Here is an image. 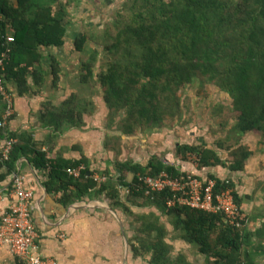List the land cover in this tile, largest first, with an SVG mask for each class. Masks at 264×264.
Wrapping results in <instances>:
<instances>
[{"label": "trees", "instance_id": "trees-1", "mask_svg": "<svg viewBox=\"0 0 264 264\" xmlns=\"http://www.w3.org/2000/svg\"><path fill=\"white\" fill-rule=\"evenodd\" d=\"M76 1L0 0L1 74L9 92L13 94L10 84H15L20 94L43 85L49 72L45 58L51 60L52 82H58L62 65L54 50L66 44L71 23L68 8ZM98 29L97 25H86L73 40V47L77 52L90 51L89 59L82 63L85 73H81V83L98 81L104 90L106 126L114 132L106 136L108 149L120 155L123 135L162 128L168 117L181 114V91L197 80L215 85L231 99L237 136L257 132L264 142V0H122L112 18ZM9 35L15 40L9 41ZM100 60L101 70L96 72ZM6 108L0 91V121ZM94 109L93 101L83 103L81 95L73 93L61 105L47 104L41 116L63 131L67 125L82 127L84 112L89 114ZM0 128V169H6L0 181L17 172L21 156L32 153L37 168L63 181L60 201L64 205L97 192L106 194L114 206L129 209L128 201L157 210L159 213L152 210L136 217L138 226L130 239L135 256L150 255L151 264H194L185 253L172 254V234L196 245L207 264H264V209L246 212L243 204L253 195H241L231 178L209 175L217 182L215 193L234 189L243 228L227 225L222 213L168 205L173 196L170 188L148 192L146 175L165 171L172 177L195 176L157 156L148 163L116 159L120 173L111 174L105 165L107 179L97 181L93 177L97 168L88 157L54 158L37 148L29 134L18 135L8 126ZM9 138L17 141L5 159L3 145ZM219 147L225 143L220 142ZM177 154L184 160L195 155L201 168L223 165L239 171L245 168L251 151L241 145L224 160L215 148L180 144ZM81 165L85 169L80 176L70 173ZM127 173L133 174L132 180L127 181ZM121 186L128 188L126 201ZM163 216L169 222L163 221ZM167 223L173 226L172 231Z\"/></svg>", "mask_w": 264, "mask_h": 264}, {"label": "crops", "instance_id": "crops-1", "mask_svg": "<svg viewBox=\"0 0 264 264\" xmlns=\"http://www.w3.org/2000/svg\"><path fill=\"white\" fill-rule=\"evenodd\" d=\"M112 3L113 1L109 0H77L69 6L71 23L66 44L62 49L54 50L62 65L58 82L56 84L52 82L53 74L49 66L51 60L45 58V69H49V72L43 85L35 86L34 90L20 94L17 86L10 84L14 95L15 112L7 126L18 135L29 134L37 143V148L48 151L51 157L62 156L66 159L88 157L97 168L95 171L99 173H104L105 165L110 167L111 174L120 173L115 163L119 158L131 159L136 163H148L152 157L157 156L164 162L179 167L181 171L200 178H209L210 174L231 178L241 195H251V191H255L264 178V142L263 137L258 133L248 132L239 135L240 137H236L232 144L225 143V147H219L220 142H225L219 136L214 137L210 133L208 135L211 137L207 134H199L198 129L192 126L171 127L167 124L148 132L139 131L134 135H123V152L118 155L105 146L107 134L114 133L106 126L108 109L105 102L101 101L100 105L95 104L94 111L89 114L84 112L82 127L67 125L61 131L42 119L41 115L47 104L61 105L70 95L79 93V88L83 85L75 80L77 54L69 53L67 50L71 48L70 40L72 38L75 40L79 33L76 28L77 23L86 21L85 17L81 16L87 14V6L95 5L107 11ZM29 83H33L32 78H29ZM180 144H203L215 148L224 160L231 157L229 153L233 148L241 145L251 151V155L243 170H230L223 165L201 168L195 155H189L184 160L177 154ZM33 157L32 153L21 156L17 164V172L0 181V219L15 202L14 188L12 189L11 185L15 175L22 174L26 177V186L34 192L32 211L38 231L40 253L43 257L54 259L58 264H151L150 255L135 256L130 239L136 233L137 215L157 210L126 201L128 188L125 186H121L122 195L129 209L114 206L106 194L97 192L90 197L86 196L82 200L64 205L60 201L63 181L51 178L46 169L37 168L32 160ZM109 160L110 164L107 163ZM5 172L6 169H0V175ZM132 178L133 174L127 173V181ZM70 187L74 188L73 185ZM248 201L243 204L246 212H249ZM166 217H162L163 221L169 222V218ZM167 225L169 228V224ZM0 264L23 263L12 253L8 245L3 244L0 245Z\"/></svg>", "mask_w": 264, "mask_h": 264}, {"label": "built area", "instance_id": "built-area-1", "mask_svg": "<svg viewBox=\"0 0 264 264\" xmlns=\"http://www.w3.org/2000/svg\"><path fill=\"white\" fill-rule=\"evenodd\" d=\"M9 41H14L13 35L8 36ZM3 59H0V91L7 103V108L0 121V127H7L9 120L14 115V97L3 85ZM17 141L16 138L5 139L3 145V157L8 159L10 151ZM85 165L70 170V173L78 177ZM93 177L97 181H105L107 175L95 171ZM148 185V192L161 191L167 188L173 192L168 200V205H188L193 208L202 209L213 213H222L225 223L235 228L245 226L240 215V206L234 196V189L229 187L219 193H215L217 184L214 178H199L190 176L172 177L168 172H161L156 176L146 175L144 177ZM13 195L15 202L6 211L0 223V245H8L12 253L20 260L28 264H58L51 258H45L40 253L38 231L33 218L32 203L34 192L26 186V177L17 174L13 180Z\"/></svg>", "mask_w": 264, "mask_h": 264}, {"label": "rangeland", "instance_id": "rangeland-1", "mask_svg": "<svg viewBox=\"0 0 264 264\" xmlns=\"http://www.w3.org/2000/svg\"><path fill=\"white\" fill-rule=\"evenodd\" d=\"M112 1L113 4L109 7V9H107V11L99 9L98 6L94 5L93 7L89 4L87 6V14L85 16H81L85 17L86 21L77 23V31L83 33L86 25H97L98 28L101 29L104 24L110 20V18H112L115 10H117L122 3V0ZM75 16L78 17L77 14H75ZM73 40V38L70 40L69 45L71 48L67 51L69 53L75 52V54H77L78 62L75 65L77 78L75 80L80 81V76L82 75L81 73H85L82 63L89 59L90 51L84 53L77 52L74 50ZM91 46L95 47L93 43ZM100 50H102V47H100ZM101 63V60L97 63L96 72L101 70ZM103 91L104 90L98 81H93L89 84H83L79 88V94L83 99V103L88 99L93 101L96 105H100L101 101L104 103L101 95V93L103 94ZM181 95L183 103L182 113L168 117L165 121V125L168 124V126L171 127L178 125L187 126V128L192 126L198 129L197 133L199 132V134H207L208 137H211L208 135L209 133L214 137L219 136V138L225 140L224 143L227 144H232L234 142L236 137H238L237 133L234 131L236 117L231 108V99L223 91H221L215 85L207 82L203 83L202 81L197 80L196 83L186 86L181 91ZM215 108H217V110H215ZM193 161L196 163L195 160ZM251 195H253V199L248 201L249 212H256L261 208L264 209V178L261 179L258 188L255 189V191H251ZM166 219L168 218L166 217ZM167 224H169L170 229H173V226L170 223ZM170 236V241L173 243V255L185 253L194 264H207L206 256L199 251L196 245L190 244L183 239L174 238L172 234Z\"/></svg>", "mask_w": 264, "mask_h": 264}, {"label": "water", "instance_id": "water-1", "mask_svg": "<svg viewBox=\"0 0 264 264\" xmlns=\"http://www.w3.org/2000/svg\"><path fill=\"white\" fill-rule=\"evenodd\" d=\"M107 163L110 164L111 161L109 160V161H107ZM116 169H117L119 172H120V170H121L119 167H117Z\"/></svg>", "mask_w": 264, "mask_h": 264}]
</instances>
